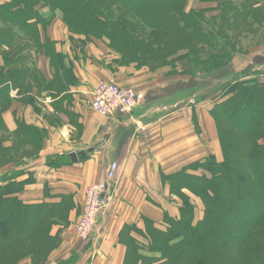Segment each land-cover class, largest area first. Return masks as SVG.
<instances>
[{
  "label": "trees",
  "instance_id": "trees-1",
  "mask_svg": "<svg viewBox=\"0 0 264 264\" xmlns=\"http://www.w3.org/2000/svg\"><path fill=\"white\" fill-rule=\"evenodd\" d=\"M248 1L252 0H243ZM186 3L187 0L0 2V167L13 158L36 157L46 134L41 127L21 118H16L11 130L3 119L12 101L11 88L23 93L33 84L42 85L39 70L24 52L31 45L25 37L42 47L57 67L59 54L52 52L50 42L39 45L37 24L45 21L38 11L40 5L59 10L72 34L105 38L123 64L163 61L172 52L183 50L187 55L194 49L200 61L205 47L212 50L209 61L227 60L214 38L201 31L204 12L194 8L187 11ZM234 6L229 10L233 28L244 15H249L245 17L249 21L253 11L263 10V6L247 10L244 3L235 2ZM120 7L133 14L142 26L124 17ZM219 13L224 19L225 8ZM143 28L154 32H144ZM160 35L168 40H161ZM46 87L58 92L63 83L55 78ZM224 95L209 107L222 159L210 154L161 174L168 191L181 200L178 213L165 209L158 221L143 216L140 225L124 224L118 233V241L124 245L122 264H264V82L237 80L228 85ZM25 101H32V96H26ZM200 169L206 173L198 172ZM24 173L28 176L19 179ZM33 179L31 172L19 168L4 170L0 175V264H23L26 257L31 264L44 262L60 240L51 233L52 226L56 221H67L73 208L69 194H62L58 202H25L18 194ZM189 194L203 204V216L196 222L195 204Z\"/></svg>",
  "mask_w": 264,
  "mask_h": 264
},
{
  "label": "crops",
  "instance_id": "crops-1",
  "mask_svg": "<svg viewBox=\"0 0 264 264\" xmlns=\"http://www.w3.org/2000/svg\"><path fill=\"white\" fill-rule=\"evenodd\" d=\"M197 1L193 6V0H187L185 8L208 13L205 7L212 4ZM38 11L45 20L37 24L39 45L50 42L52 52L59 54L57 67L42 47L25 37L31 45L24 52L39 70L42 85L33 84L23 93L11 88L12 101L3 119L11 130L16 118H21L46 134L35 158L7 165L4 170L19 168L32 173L33 181L18 194L25 202H58L62 194L71 196L69 223L52 226L51 233L60 235V240L45 264H122L124 245L119 243L118 233L124 224L140 225L143 216L158 221L165 209L178 213L177 207L169 210L165 205L169 198L170 204L177 203L161 174L210 154L221 156L210 102L187 103L191 100L186 93L162 91L171 83L170 77L163 76L165 69L152 72L134 63H120L105 38L72 34L59 10L40 5ZM259 53L264 54L262 44ZM255 71L264 78V58L251 67L250 73ZM55 78L63 83L58 92L46 87ZM109 81L144 93V100L128 115L94 112L92 91ZM26 96H32V101H25ZM72 152L83 154L74 161ZM111 160L119 165L115 200L99 216L91 240L83 242L75 236L73 226L82 210L84 192L104 178ZM27 176L24 173L19 179ZM21 262L30 261L24 258Z\"/></svg>",
  "mask_w": 264,
  "mask_h": 264
},
{
  "label": "rangeland",
  "instance_id": "rangeland-1",
  "mask_svg": "<svg viewBox=\"0 0 264 264\" xmlns=\"http://www.w3.org/2000/svg\"><path fill=\"white\" fill-rule=\"evenodd\" d=\"M4 1V0H3ZM0 1V2H3ZM195 0L191 3V5H195ZM199 3L203 2L205 4H212V6L205 7L209 11L208 13L204 12L201 17V31L207 37L214 38L213 40L219 46L220 52L225 54V59L227 60H211L209 61L207 57L212 53V50L209 52L206 47L204 48V53L200 52V61L196 58V49L191 51L186 55V53L182 51H178L176 53L172 52L167 59L163 61H144L141 64H136L137 68L146 67L148 70L152 72L157 69H165L167 72L163 74L166 80L167 77H170L171 83L168 84L164 90L162 91H180L181 93H186L191 101L187 103H195L200 101H209L210 105L214 103V101L221 100L225 98V91L228 85L235 83L237 80H250L256 82H264V78L260 77V74L250 73L251 67L255 66L260 59L264 58V54H260V44L264 47V3L260 0H252L248 2H243V0H198ZM197 1V2H198ZM219 1L222 6H219ZM244 3L247 6V10H253V8L258 9V7L263 6V10L257 13L253 11V19H249L245 21V17L249 15H244L241 21L237 22L236 28H233V21L229 20L230 14L229 10L235 8L234 3ZM255 3V4H254ZM225 4V6H223ZM250 4H254L252 8L249 7ZM186 6L188 4L186 3ZM223 7V8H222ZM192 7L186 9L190 10ZM226 10L225 18L223 19L222 13H219L221 9ZM237 9V8H236ZM118 10L126 17L128 20L133 22L137 26H142L141 22L136 19L133 14L123 9V7L118 8ZM212 10V11H211ZM238 10V9H237ZM216 11V12H215ZM239 11V10H238ZM251 20V21H250ZM243 21H245V25L243 26ZM246 26V27H245ZM1 27V24H0ZM245 28H248L246 31ZM144 32L151 33L154 31H150L149 28H143ZM157 34V33H155ZM160 39L163 41L168 40L165 35H160ZM157 41V40H156ZM158 42V41H157ZM217 47V46H216ZM3 50L0 49V53ZM218 52L216 51V58L218 57ZM204 54V55H202ZM208 54V55H207ZM245 55V56H244ZM263 55V56H261ZM222 56V55H221ZM215 58V59H216ZM3 64V58L0 55V65ZM184 74V75H183ZM116 83V82H115ZM117 85L122 86L117 83ZM125 87V86H122ZM139 92V91H138ZM142 93V92H140ZM143 100H144V93ZM217 131V130H216ZM218 136V134H217ZM264 142V139H261ZM220 146V143H219ZM221 156L217 158L218 160L222 159V151L220 147ZM35 156L29 158H13L10 162L0 167V175L4 171L7 165H19L21 161H26L28 159H33ZM117 163V170H118ZM116 170V172H117ZM116 172L114 174V198L112 203L116 197V187L117 183L115 181ZM200 173H206L204 170H198ZM97 183V182H96ZM86 191V190H85ZM85 193V192H84ZM170 193V192H169ZM85 195V194H84ZM173 195V194H172ZM190 195V199L195 204L194 209V222L198 221L203 216V204L202 201L195 197L192 194ZM172 197V196H170ZM172 201L177 203V205L170 204L171 198L166 201V206L169 210H172L179 206L181 200L173 195ZM111 203V204H112ZM110 204V205H111ZM81 213V212H80ZM80 216V214H79ZM79 216L77 220L74 222L73 230L75 232V236L78 240L83 242L91 240V238L87 240L80 239L76 234V224L78 222ZM69 223L67 221H56V224L66 226L65 224ZM95 233V232H94ZM94 235V234H93ZM60 237V235H58ZM138 239L142 241V238L138 236ZM57 247V246H56ZM55 247V248H56ZM49 250V253L44 260V262L39 264H45L51 252L55 249ZM29 258V257H26ZM29 264H31V259L29 258ZM37 262V261H36Z\"/></svg>",
  "mask_w": 264,
  "mask_h": 264
},
{
  "label": "built area",
  "instance_id": "built-area-1",
  "mask_svg": "<svg viewBox=\"0 0 264 264\" xmlns=\"http://www.w3.org/2000/svg\"><path fill=\"white\" fill-rule=\"evenodd\" d=\"M91 95V109L106 116L128 115L143 101L142 93L131 87L119 86L112 81L99 83ZM116 170L117 162L109 161L105 167L104 178L86 189L82 210L75 227L80 239L87 240L93 236L99 216L112 203Z\"/></svg>",
  "mask_w": 264,
  "mask_h": 264
},
{
  "label": "water",
  "instance_id": "water-1",
  "mask_svg": "<svg viewBox=\"0 0 264 264\" xmlns=\"http://www.w3.org/2000/svg\"><path fill=\"white\" fill-rule=\"evenodd\" d=\"M79 154L81 155V154H83V152H80ZM79 154L78 153H75V152H72L71 153L72 160L76 161L77 160V157L79 156Z\"/></svg>",
  "mask_w": 264,
  "mask_h": 264
}]
</instances>
